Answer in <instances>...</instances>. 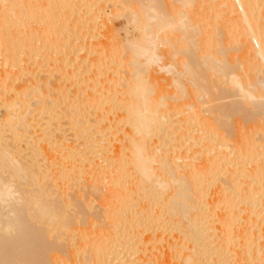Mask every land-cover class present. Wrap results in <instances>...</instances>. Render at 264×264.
I'll return each instance as SVG.
<instances>
[{"label":"bare ground","instance_id":"bare-ground-1","mask_svg":"<svg viewBox=\"0 0 264 264\" xmlns=\"http://www.w3.org/2000/svg\"><path fill=\"white\" fill-rule=\"evenodd\" d=\"M73 1L5 0V2L0 3V52L3 51L4 53L3 56L1 55L2 53L0 54L2 56L0 62L6 63V65L9 63L8 66L10 64L18 66L19 64L17 65V63L24 61L26 66L27 62L29 64L25 72L21 71L27 75L26 79H23L27 84L23 82L25 88L22 87V83L19 86L20 89H25V92L22 93L23 91L18 89L22 91V94H25H21L20 98L21 102L24 103L25 101V107L21 102L14 101L18 105L12 104L11 101L13 100L9 98L10 95L7 96L11 99L10 102L7 99L9 103H6L5 100L3 101L4 103L0 102V105L3 103L4 106L9 108L4 107L9 110L6 113L4 112L7 110L3 108V105L1 106L3 110L0 109L2 110L0 112L5 110L0 113L2 114L0 115V149H11L14 151L39 184V186L25 185L22 190L28 195L40 191L52 194L46 203L59 216L54 217L48 225L46 220H41L39 215L32 212L27 206L15 207L14 211L18 226L11 235L0 234V264H264V135L260 136V134L259 136L262 139L259 137L257 142L255 139V141H252L250 138L258 130H262L264 133V116L261 117L258 114L259 117L249 113L250 110V112L256 110L255 107L257 109H259L258 106L264 108V103L250 107L239 98V93L241 96L247 94L245 84L249 77H253L251 75V73L255 72L251 71L253 66L237 65L236 69L239 70L240 67L241 73L226 78V85L224 86V88L227 87L225 88L226 91L221 86L218 88L216 81H211L212 84L209 85L212 86L208 85L210 103H215V101L222 100L225 97L237 96L239 99L234 98V100L236 99V102L234 101L235 104L228 103L230 106L222 105V102L221 105L209 104L205 111L207 112L206 119H202L201 116L194 113L195 111L191 113L192 115H189L190 119L193 118L194 120H189L187 117H183L185 118L184 120H179L181 116L177 118L180 121H177V123L181 124L177 125L176 123V125L171 126L169 123L162 130L159 139L156 141V146L164 151L167 161L177 165L176 171L184 175L190 185L191 199L186 203V208L181 209L172 202L171 197L161 198L153 193L149 187L140 181L127 162L125 154V137L127 133L122 124V105L125 102L126 90L124 88V91H122V93L124 92L122 98L115 95L117 91L115 93L111 92V88L119 84L118 80L120 79L118 78L117 81H114L115 78L110 80L108 78L113 76L108 77L105 75L106 78L108 77V83L107 85L105 84L107 87L100 85L104 91L99 88L101 90L100 93H98L99 90L97 89L98 92L96 94L95 92L91 93L92 97L90 98L88 96L89 93L83 92V95L86 94L88 96L87 100L86 96L84 95V98L81 94V87L83 86L77 88L81 97L76 95L77 93L73 94L75 89L73 92H69L71 94H66L67 91L65 90L64 92L63 90L66 88H60L63 82L62 73L65 74L67 70V73H70V68L67 69L66 66L68 65L66 64L74 62L72 55L69 56L72 44L69 43V40H66L67 38L64 34L71 33L70 31L74 29L75 23L79 22L80 24L81 21H84H79L71 16L73 11L76 10L72 9ZM78 1L82 2L81 7L83 6L88 10L91 9L90 2L93 0ZM237 1H239L240 5L236 4L235 7L237 6L238 8L241 3L240 0ZM243 2V7H240L242 18L239 17L240 12L235 9L236 13H238V15H234L236 17L235 21L231 17V20L227 19L229 22L226 21L227 23L234 22L233 24L231 22L232 27L228 24V30L225 29V31V27H223L224 31L219 30L222 37L215 33L216 30L213 34H208L207 31L210 32L209 28L207 29L204 26L206 29H202L199 26V33L205 32L200 36L199 42L202 46L201 48L206 49L209 45H215L212 40L217 35L218 38L215 40L219 42H216V45H221L220 51L228 55V51L225 48L226 41L228 39L232 40L233 36L231 38V35L234 34L232 30L237 29L236 20L239 23L237 19L239 17V20L244 21H240V23L246 26L241 31L243 36L248 35L250 40L256 44V47H253L255 44L253 43L254 45H252L250 43L252 45L251 48L253 47L250 49H255L254 53H257V56L255 54H252V56L260 57V62L264 66V48L262 46L264 41L261 42L262 37H259L261 34L259 32L264 30V23L262 27L259 26L262 29L257 30V25H262V23H258L260 22L259 20L262 19L264 21L263 13L258 10V5H256L258 1ZM250 12H255L256 15L260 12L259 16L261 19L258 16V20L254 16L255 13L251 15L253 13ZM77 16L75 15L74 17ZM79 17L80 15L77 18ZM83 23L81 24L84 25ZM213 23L212 25L215 26ZM32 24H35V27ZM244 25L241 26L244 27ZM66 30L69 31L67 32ZM237 31V36L240 37L239 28ZM61 32L62 34L64 32V34L62 35ZM206 33L207 35H205ZM211 34H215L214 37ZM229 35L230 37H227ZM234 35L237 38L236 33ZM220 37L221 39H219ZM259 38L261 39L259 40ZM82 48L84 47L82 46ZM87 51L90 52L89 48ZM107 52L110 51L107 50ZM251 52L253 53V51ZM111 55L113 54L111 53ZM186 55L194 67H200L199 56L195 51H190ZM68 56L72 57L73 60L69 59ZM37 57L40 58L37 59ZM93 59L90 61L95 63L97 70H93L94 68L90 70L97 72L98 67L101 68V64L104 63L100 62L102 59L98 60L96 58L97 60L94 59V61ZM48 61L59 63L58 69L59 67L67 69H64V72L60 68L61 74L57 72L60 74L62 81L61 79L56 80H60L61 83L57 84V81L55 83L49 82L48 79L43 78V75L40 78L38 77L39 73L37 74L38 76H35V71H40L46 64L49 65ZM54 63L52 64L55 66L53 69L57 71L55 69L57 66ZM89 63H86L88 69L84 65L85 70L87 69L86 71L89 70V66L94 65V63L92 65ZM77 65L79 66V64ZM230 66L229 63V72L238 71L233 70ZM77 67L75 69L71 67L72 69L70 70L74 71L73 73L71 72L72 74H68L69 76L65 74L69 79L76 82L80 81V79L74 80L77 76L76 73H79L76 71ZM47 69L49 68L47 67ZM16 70L20 74L18 71L22 69ZM78 70L86 72L83 68ZM48 71L51 70L49 69ZM75 71L76 73H74ZM13 72L15 75V71ZM118 72L120 73V71ZM80 73L78 78L81 77ZM101 73L104 74L101 70L98 76ZM201 74L207 79L206 74L203 72ZM68 77H64V80ZM91 77L90 79L94 83L99 82L94 73ZM88 78L89 76L87 81L82 79L84 80L82 82L89 83ZM106 78H104L105 82ZM91 81L90 83H92ZM76 82L75 84L73 82L74 86H78ZM50 83H52V86ZM220 83L224 84L222 81L217 84ZM62 86L64 87V84ZM4 87L7 86L5 85ZM89 87L94 86L91 85ZM212 87L213 90L216 89L217 93L211 90ZM11 88L15 92L17 87L13 89L11 86ZM94 89L96 91V86ZM228 91L229 93H227ZM16 94L17 92L14 94L17 97L20 92ZM4 95H6V92ZM0 97H2V94ZM0 99L2 101L3 98ZM89 99H92L93 102H89ZM65 100H67V103L65 107H62V111L60 110L61 108L59 109L61 107L59 105H62ZM85 102L92 104L82 106ZM191 102L194 103L193 101ZM19 103L23 107L21 111L18 109L19 105H21ZM15 105L18 107L15 108ZM32 106L34 107L30 108ZM243 107L247 108V110L248 108L252 109L244 111ZM237 108L248 112L247 114L245 113L246 118L250 114L248 118L250 121L248 122V119H245L247 123L244 131H237L239 127L237 123L240 121L237 118H244L245 115H239L236 119L233 117L230 124L229 116L234 115L232 111H237ZM114 109H118L120 113L116 111L118 113L116 115L115 111H113ZM243 111L238 110V112ZM62 114H64V118L68 119V125L64 129L63 125L66 122H63ZM178 115L175 116L178 117ZM236 115L238 114L236 113ZM87 116L93 117L92 120H89L91 117L88 119ZM176 117L172 118L173 120L175 119L174 122L177 120ZM229 130L232 131V133H228L229 136L234 134L232 136L235 139L231 142L234 147L232 149L229 148L231 150L224 151L222 149H226L230 145L228 146L227 144L225 147V141L220 134ZM6 131L11 133V137L8 136L9 134ZM4 132H6V136L3 135ZM66 133L70 134H68L69 137L66 136ZM18 136L21 139H18ZM20 140L24 142V148L20 146ZM225 140L227 142L226 138ZM228 142L230 141L228 140ZM2 171L3 169H0V172ZM225 171L229 173L225 175ZM223 174L225 178H223ZM245 178L247 181L244 180L245 186L242 188L243 185L241 186L242 183L240 181ZM218 181L221 185L216 184L214 191L212 187ZM84 185L87 186V190L97 192V194L104 189V194L102 191L103 195L101 194V197L96 195L100 197L99 200H101L100 202L103 205V212H101L102 210L100 211L103 219L98 217L100 219L99 223L97 219L94 222L91 216L90 218L85 216L87 213L84 211L83 204L85 202L82 199V193L79 192V190L86 187ZM72 187L75 188L76 194L71 192L72 189L70 190V188ZM69 190L70 193L68 194ZM91 191L88 192L90 193ZM211 192L217 194L209 197ZM71 193H74V195ZM67 194L69 196L73 195L72 200L70 199L71 197H67ZM76 195L77 197L75 198L74 196ZM83 197H85L84 193ZM88 197L90 196L88 195ZM91 206L89 207L91 208ZM87 207L85 204V209H88ZM216 209H219L220 212ZM91 212H88L89 215H91ZM78 219L80 224L82 221V227L80 225L78 227L79 223L76 224ZM214 220L219 222L218 226L214 224Z\"/></svg>","mask_w":264,"mask_h":264},{"label":"clouds","instance_id":"clouds-1","mask_svg":"<svg viewBox=\"0 0 264 264\" xmlns=\"http://www.w3.org/2000/svg\"><path fill=\"white\" fill-rule=\"evenodd\" d=\"M195 5L196 0H173L169 10L165 0H124L122 11L111 18L113 22L124 21L117 35L126 69L122 124L127 133V162L153 193L161 198L171 197L181 209L191 199L190 185L176 171L177 165L168 162L164 151L156 146L173 115L170 101L179 104L194 99V103L185 105L184 111L190 113L200 105L204 112L210 104L209 82L226 83L227 77L241 71L240 67L238 72L228 71L229 56L220 51L221 45L201 48L199 29L192 18ZM190 51L198 54L199 68L189 62L186 54ZM153 73L168 79L171 95L158 91L152 80ZM245 87L247 94L239 93L243 103L249 106L264 103V66L257 69L254 78L249 77ZM0 169H3L0 172V234L15 232L18 222L14 208L21 205L38 214L48 225L54 217H59L46 203L52 194L40 191L28 195L22 190L25 185L39 184L11 149H0Z\"/></svg>","mask_w":264,"mask_h":264},{"label":"rangeland","instance_id":"rangeland-1","mask_svg":"<svg viewBox=\"0 0 264 264\" xmlns=\"http://www.w3.org/2000/svg\"><path fill=\"white\" fill-rule=\"evenodd\" d=\"M5 2V0H0V3L1 2ZM44 1H46V0H44ZM91 1V0H90ZM120 0H93V1H91L90 3H91V9H86L85 7H81V3H80V1H78L77 2V0H74L73 1V3H72V6H73V10L74 9H76L75 11H73V14L71 15L73 18H75V19H78L79 21L80 20H84L83 22L81 21V23H83L84 25H82L81 23L79 24V22L78 23H75V20H74V23H75V27H74V29H72V31L74 30V32H76V33H74V32H72V31H70L71 33H69V34H67V33H65L64 34V32H63V34L65 35V37L67 38L66 40L68 41L69 40V43H71L72 44V46H71V49L69 50V56L70 55H72V57L74 58V62L72 61V63H74V64H72L71 62H70V64L68 63V64H66V65H68V66H66V68L67 69H72L71 67H75V65H76V67L78 66L77 64H79V66L77 67V69H76V71H78L79 73L82 71V70H78V69H82L83 68V70H85V68L87 67V69H88V63L89 64H93L92 63V61H90L91 59H98V58H100V57H102V58H100V59H102L100 62H102V63H104V64H101V68H103V69H101L100 67H98L99 69H98V71H99V73L101 72V70H102V72L104 73V74H100L99 76H98V71L96 72H94L93 70H97V68H96V66H95V63H94V65H92V66H89V72L88 71H86V72H84V71H82L81 73H80V75H81V77L80 78H78V74L79 73H76V71L74 72V73H76L77 74V76H76V78L74 79V77H73V79L74 80H78V79H80V81L78 80V82H76V81H73V80H71V79H69V75L68 74H72L73 73V71L74 70H70L69 69V71H70V73L68 72L67 73V69L63 66V65H60V66H63L64 67V69L65 70H67L66 72H65V70L63 69V68H61V67H59V69H58V66H59V63L58 64H56V63H54V65L56 64V70L57 71H54V69H53V67H55V66H53L52 64V61H48V63H49V65L48 64H46L45 65V67L44 68H41V70L40 71H35V76H38V77H40V78H42V75L44 76L43 78L44 79H48L49 80V82L51 81L52 83H55L57 80L56 79H61V81H62V78H60V74H61V70H60V68L61 69H63V71L65 72V74H67L68 76H65V74L64 73H62L63 74V82H62V85L64 84V87L61 85L60 86V88H66V89H63L64 90V92H65V90L67 91V93L66 94H68L69 92H73V90H74V92H73V94L75 95L76 93V95H79L78 93H79V89H77V88H79V87H81V86H83V87H85V88H83V87H81L82 89H81V91H82V96L85 98V96H86V100L88 99V96H89V98L90 97H92V94L95 92V94L98 92L97 91V89L99 90V92L98 93H100V91L101 90H103L104 91V89H103V87L101 88L100 87V85L101 86H106L107 85V78L109 77V76H113L112 78H108V79H112V80H114V78H115V80L114 81H117L118 80V78L120 79V80H118V83L119 84H117V85H114L115 87H113V88H111L112 89V91H111V89H110V91L111 92H116L115 93V95L118 97V96H121V98H122V96H124L123 95V93H122V91H124V87H123V80L126 78L125 77V71H126V69H125V62L121 59V56H122V48H121V41H120V38H119V36L117 35V30L119 29V28H121L122 26H123V23H124V21H118V22H113L112 21V17H114L115 15H117L120 11H122V9H123V5H124V0H121L120 2H119ZM199 3H198V2ZM211 1V2H210ZM226 1V2H225ZM243 1H245V2H249L250 0H243ZM243 1H241L240 0V3H241V6L243 5ZM255 2H257V4L256 5H258V10H260V12L261 13H263L262 14V16L264 17V0H254ZM260 1V2H259ZM75 2V3H74ZM239 1H237V0H229V1H227V0H196V5H195V10L193 9V11H192V18H193V22H196V25H197V27H198V29H199V26L200 27H202V29L204 28V26L205 27H207V29L209 28V31L210 32H208L207 31V33L209 34V33H212L213 34V32H215V30H216V32L215 33H218V35H220L221 36V33H220V31L219 30H221V31H224L225 29L226 30H228V27H229V25L228 24H230V26H231V22L230 23H227L226 21H228L227 19H229V20H233V18H234V21H235V19H236V15H238V13H236V10H238L237 12H240L241 11V6L239 7L238 6V8H237V6L235 7V5L236 4H239L238 3ZM45 4H46V2H44ZM101 3V4H100ZM210 3V4H209ZM223 3V4H222ZM234 3V5H232ZM44 4V5H45ZM76 4V5H75ZM79 5V7L77 8V6ZM99 4V5H98ZM165 4L167 5V7H168V9L169 10H172V7H173V0L171 1H169V0H165ZM226 4V5H225ZM260 4V5H259ZM75 5V6H74ZM200 5V6H199ZM209 5H211V7H209ZM213 5H215V6H213ZM227 5H229V6H227ZM240 5V4H239ZM246 5V4H245ZM244 5V6H245ZM1 6V5H0ZM95 6V7H94ZM102 7V8H100V7ZM208 6V7H207ZM232 6V7H231ZM199 7V8H198ZM201 7V8H200ZM243 7V6H242ZM257 7V6H256ZM96 8H99V9H96ZM205 8V9H204ZM262 9V11H261V9ZM201 9V10H200ZM207 9H208V11H207ZM233 11H232V10ZM236 9V10H235ZM98 10H101V11H98ZM110 10V11H109ZM200 10V11H199ZM224 10V11H223ZM229 10V11H228ZM235 10V11H234ZM222 12V13H221ZM256 12H257V9H256ZM260 12H258V15H256V13H255V15H254V13L253 12H250V13H253V14H251V15H254L255 17H257V19L259 20V18H260V16H259V13ZM75 13H77V14H75ZM96 13V14H95ZM209 13V14H208ZM215 13V14H214ZM77 16H79L80 15V17L79 18H77V17H74L75 15ZM219 14V15H218ZM240 15H239V17L240 18H242V16H241V12L239 13ZM203 15V16H202ZM207 15H208V17H210V16H212L211 18H208L207 17ZM210 15V16H209ZM235 15V16H234ZM261 15V14H260ZM70 16V17H71ZM90 16V17H89ZM215 16V17H214ZM225 16H227V17H225ZM258 16H259V18H258ZM261 16V17H262ZM71 17V18H72ZM106 17V18H105ZM230 17H231V19H230ZM238 17V16H237ZM237 18L238 19V21H239V23H240V21L241 22H244V21H242V20H239L240 18ZM226 18V19H225ZM93 19V20H92ZM202 19V20H201ZM211 20V19H213V20H211V21H208V20ZM261 19V18H260ZM222 20V21H221ZM104 21V22H103ZM206 21H208L209 22V24H211V25H209V24H207L208 22H206ZM260 22H258L257 20H256V23L258 22L259 24H261L262 23V25H257V30H259V29H262L261 27L263 26V23H264V21L261 19V20H259ZM261 21H263V22H261ZM103 22V23H102ZM214 22V23H213ZM229 22V21H228ZM212 23L213 24H215V26L214 25H212ZM227 23V24H226ZM234 22H232V24H233ZM239 23H237V20H236V26H238L237 27V29L239 28V31H240V37L239 36H237V33H238V31H237V29L235 30V29H233L232 31H233V33L235 34L236 33V37L237 38H235L234 36V34L233 35H231V38H232V36H233V38H232V40L231 39H228L226 42V50L228 51V56L229 55H231V56H229V60H230V67H232V69L234 70H238V69H236L237 68V65H242V64H245V66H248V65H252L253 66V68H251V71H255L254 73H251V71H250V73H251V75H253V77L255 76V73H256V71H257V69L259 68V67H261V63L262 62H260L261 61V59H259L258 57H254V55L252 56V54H255L254 53V51H255V49L254 50H251L253 47H256V44H255V42L254 41H252V40H250V38L248 37V35L247 36H243V34H242V30H243V28L245 29V25L242 23H240L242 26L244 25V27H242ZM257 23V24H258ZM107 24H109V25H107ZM203 24V25H202ZM226 24V25H225ZM33 25V24H32ZM35 25V24H34ZM33 25V27H35ZM104 25V26H103ZM242 27V29H241V27ZM110 26V27H109ZM212 26V27H211ZM259 26H261V27H259ZM77 27V28H76ZM223 27H225L224 28V30H223ZM232 27V26H231ZM106 28V29H105ZM113 28V29H112ZM213 28V29H212ZM215 28V29H214ZM80 29V30H79ZM110 29H111V31H110ZM201 29V28H200ZM204 29H206V28H204ZM241 29V30H240ZM263 29H264V26H263ZM76 30V31H75ZM212 30H214V31H212ZM225 30V31H226ZM67 31V30H66ZM69 31V30H68ZM67 31V32H68ZM79 31V32H78ZM219 31V32H218ZM235 31V32H234ZM237 31V32H236ZM263 31L264 30H261L259 33H261V34H263ZM107 32V33H106ZM203 33H205V32H200V35H199V39L201 38L200 36H202L203 35ZM207 33L205 34V35H207ZM220 33V34H219ZM244 33V32H243ZM61 34H62V32H61ZM62 34V35H63ZM67 34V35H66ZM211 34V35H212ZM238 34V35H239ZM259 35V37L261 36L262 37V39L261 38H259V40L262 42V41H264V34L263 35ZM69 35V36H68ZM71 35V36H70ZM79 35V36H78ZM108 35V36H107ZM215 35V34H214ZM214 35H212L213 37H214ZM241 35H242V37H241ZM81 36V37H80ZM226 36V35H225ZM68 37H70V38H68ZM104 37V38H103ZM210 37V36H209ZM212 37V38H213ZM222 37V36H221ZM221 37L219 38V39H221ZM227 37H230V35L229 36H227ZM239 37V38H238ZM244 37V38H243ZM216 38H218V36L216 35L214 38H213V40H212V42L213 43H215V45H216V42H219V41H217V40H215ZM243 38V39H242ZM71 39V40H70ZM106 39V40H105ZM116 39V40H115ZM218 39V40H219ZM236 39V40H235ZM238 39V40H237ZM73 40V41H72ZM75 40V41H74ZM119 40V41H118ZM230 40V41H229ZM246 41V42H245ZM252 41V42H251ZM243 42H245V43H243ZM243 45H242V44ZM251 43L252 45H254L255 44V46H253L252 48H251V44L249 45V44ZM254 43V44H253ZM98 44V45H97ZM84 47V48H82V46ZM86 45V46H85ZM105 46V47H104ZM110 46V47H109ZM216 46H219V45H216ZM245 46V47H244ZM246 46H248V47H246ZM263 46V48H264V45H262ZM104 47V48H103ZM109 47V48H108ZM202 47V46H201ZM88 48H89V51L90 52H88L87 50H88ZM111 48V49H110ZM249 48V49H248ZM251 48V49H250ZM100 49V50H99ZM72 50H74V51H72ZM106 50V51H105ZM107 50L108 51H110V52H107ZM112 50V51H111ZM232 50V51H231ZM246 50V51H245ZM249 50V51H248ZM253 51V53L251 52V51ZM93 51V52H92ZM100 51H101V53H100ZM227 51H225V52H227ZM88 54H87V53ZM2 53V54H1ZM111 53L113 54V55H111ZM241 53V54H240ZM250 53V54H249ZM0 54L3 56V51L2 52H0ZM93 54V55H92ZM97 56H96V55ZM99 54V55H98ZM101 54V55H100ZM104 56H103V55ZM257 54V53H256ZM255 54V56H257ZM0 55V59L2 60V56ZM73 55H75V56H73ZM106 55H107V57H106ZM237 55H239V56H237ZM251 57H250V56ZM68 56V57H69ZM94 56V57H93ZM98 56H100V57H98ZM112 56V57H111ZM117 56V57H116ZM72 57H69V59L71 58L72 60H73V58ZM246 57V58H245ZM253 57V58H252ZM38 58H40V57H37V59ZM84 58V59H83ZM89 58V59H88ZM107 58H108V60H107ZM240 58V59H239ZM243 58V59H242ZM255 58V59H254ZM81 59V60H80ZM94 59H93V61H94ZM96 59V60H97ZM100 59H98V60H100ZM113 59V60H112ZM249 59V60H248ZM257 59H259L258 61H257ZM0 60V61H1ZM77 60V61H76ZM80 60V61H79ZM116 60V61H115ZM251 60H252V62H251ZM87 61H89V62H87ZM105 61V62H104ZM238 61V62H237ZM25 62V61H24ZM24 62H22V63H17V65L18 66H20V67H18V66H16V64L14 65L13 64V66H12V64H10L9 66H8V64L6 65V63H1L0 62V96H1V94H2V97H0V98H3L2 99V101H0V102H3L4 100H5V102L6 103H9L10 101H11V99H9V98H12V100L13 101H11V103L12 104H17L18 105V103H14V101L15 102H21L20 100V98H21V94L22 93H24L25 91V89L23 90L22 88L20 89V87L19 86H21V83H22V87L23 88H25V86H23L24 84H26V82L24 81L26 78L25 77H27V75H25L23 72H25V70H26V67L27 66H29V64H28V62H27V66H26V64L24 63ZM76 62H77V64H76ZM84 62V63H83ZM97 62H99V61H97ZM241 62V63H240ZM249 62H251V63H249ZM260 62V63H259ZM87 63V64H86ZM240 63V64H239ZM248 63V64H247ZM5 64V65H4ZM25 64V65H24ZM51 64V65H50ZM117 64V65H116ZM257 64H258V66H257ZM24 65V66H23ZM48 65V66H47ZM71 65H73V66H71ZM84 65H85V68H84ZM87 65V66H86ZM255 65V66H254ZM16 66V67H15ZM25 67L24 69H23V67ZM34 67H35V65H33ZM32 66V67H33ZM51 66V67H50ZM82 66V67H81ZM93 66H95V67H93ZM124 66V67H123ZM263 66V65H262ZM18 67V68H17ZM47 67L51 70V71H48L49 69H47ZM75 67V68H76ZM74 68V69H75ZM91 68H94L93 70H90ZM96 68V69H95ZM105 68H106V70H105ZM116 68V69H115ZM119 68V69H118ZM16 69H22V70H19L18 72H20V74L19 73H17V70ZM47 69V71H45ZM52 69H53V71H52ZM252 69H254V70H252ZM10 70H11V72H10ZM15 71V75L13 74L14 72L13 71ZM42 70H44V71H42ZM60 70V71H59ZM120 71V73L118 72V71ZM2 71V72H1ZM21 71H23V72H21ZM62 71V72H63ZM239 71V70H238ZM237 71V72H238ZM13 72V73H12ZM57 72H59V73H57ZM72 72V73H71ZM91 72H93L94 73V75H95V77L97 78V80H99V82L98 83H94L93 82V80L92 79H90V78H92L91 77V75H93V73H91ZM111 72V73H110ZM7 75H6V74ZM19 74V75H17V74ZM39 73V74H38ZM51 73V74H50ZM83 73H85V74H83ZM90 73V74H89ZM239 73H241V72H239ZM24 75L23 77H22V75ZM38 74V75H37ZM83 74V75H82ZM87 74V75H86ZM248 74H249V72H248ZM2 75V76H1ZM55 76V78H54V76ZM79 75V76H80ZM85 75V76H84ZM103 75V76H102ZM108 76L107 78H106V76ZM117 75V76H116ZM118 75H119V77H118ZM11 76V77H10ZM16 76V77H15ZM49 76H50V78H49ZM52 76H53V78H52ZM62 76V75H61ZM82 76H83V78H82ZM89 76V78H88V82L89 83H87V82H85V83H83L84 82V80H82V79H86L85 81H87V77ZM2 77V78H1ZM19 77V78H18ZM47 77V78H46ZM58 77V78H57ZM64 77L66 78V77H68L66 80H64ZM85 77V78H84ZM163 76H160L159 74H156V73H153L152 74V79H153V82H154V84L157 86V89H158V91L161 93V94H163L164 92V94H168V95H171V93H170V91H169V81H168V79L166 78V77H163ZM16 78H17V80H16ZM25 78V79H24ZM70 78H72V77H70ZM95 78V79H96ZM99 78V79H98ZM104 78H106L105 80H106V82L104 81ZM24 79V80H23ZM39 79V78H38ZM53 79V80H52ZM103 79V80H102ZM122 79V80H121ZM14 80V81H13ZM23 80V81H22ZM55 80V81H54ZM92 82V83H94V84H92V83H90V81ZM102 82H101V81ZM83 81V82H82ZM122 83H121V82ZM168 81V82H167ZM23 82H25L24 84H23ZM73 82H74V84H75V82H76V84H78V86L77 85H73ZM105 82V83H104ZM221 82V81H220ZM223 82V81H222ZM8 83V84H7ZM52 83H50V85L52 86ZM59 83H61L60 82V80H58L57 81V84H59ZM68 83V84H67ZM72 83V84H71ZM216 83V86H218V88L221 86L222 88H223V90L225 89V88H227V87H225L224 88V86L226 85V83L224 82V84H217L218 82H215ZM214 83V84H215ZM49 84V83H48ZM69 84H70V86H69ZM96 86V91H95V89H94V87H89V86ZM106 84V85H105ZM159 84V85H158ZM209 84H212L211 83V81H210V83ZM208 84V85H209ZM7 86V87H4V86ZM13 87V89H15L16 87V91L15 92H17V94L20 92V94H16L17 95V97L14 95L15 94V92L12 90V88H11V86ZM27 85V84H26ZM73 85V86H72ZM87 85H89V86H87ZM120 85V86H119ZM54 86V85H53ZM122 86V87H121ZM168 86V88H166ZM209 86H212V85H209ZM3 87V88H2ZM8 87H9V89H8ZM15 87V88H14ZM76 87V88H75ZM107 87V86H106ZM105 87V88H106ZM4 88H6V89H4ZM10 88H11V90H10ZM91 88H93L94 89V91H93V89H91ZM101 90H100V89ZM8 89V91H6ZM22 90V91H19V90ZM71 89H72V91H71ZM77 89V90H76ZM84 89V90H83ZM113 89H114V91H113ZM117 89V90H116ZM123 89V90H122ZM211 89V88H210ZM209 89V90H210ZM215 89V88H214ZM221 89V88H220ZM229 89H230V87H229ZM3 90H5V91H3ZM89 90H90V92H89ZM211 90H213V87H212V89ZM210 90V91H211ZM217 90H219V89H217ZM222 90V89H221ZM222 90V91H223ZM19 91V92H18ZM77 91V92H76ZM80 91V92H81ZM93 91V92H92ZM107 91H108V89H107ZM215 93H217V91H216V89L215 90H213ZM225 91H226V89H225ZM230 91V90H229ZM229 91L227 92V93H229ZM232 91V90H231ZM2 92V93H1ZM5 92H6V95H4L5 94ZM22 92V93H21ZM83 92H87V93H89L88 94V96L86 95V94H84L83 95ZM214 92H212V93H214ZM219 92V91H218ZM4 93V94H3ZM14 93V94H13ZM92 93V94H91ZM120 93V94H119ZM69 94H71V93H69ZM94 94V95H95ZM119 94V95H118ZM10 95V96H9ZM22 95H25V94H22ZM7 96H9V98L7 97ZM80 96V95H79ZM13 97H15L14 99H13ZM18 97H19V101H18ZM26 97V96H25ZM24 97V98H25ZM81 97V96H80ZM238 98L237 96H232V97H229V98H227V97H225L224 99H222V100H217V101H215V103H210V105L212 104V105H221V102H222V105H228V106H230L228 103H232V104H235L234 103V101L236 100H234V98ZM6 98V99H5ZM72 98V97H71ZM70 98V99H71ZM7 99H8V101H7ZM16 99H17V101H16ZM22 99H23V97H22ZM70 99H68V100H70ZM93 99V98H92ZM92 99L90 100L89 99V102L90 101H92ZM227 99V100H226ZM233 99V100H232ZM239 99V98H238ZM1 100V99H0ZM188 101H190V100H188ZM188 101H182L181 103H182V105L185 107V104H190V103H192L191 101H193L194 102V99L193 100H191L189 103H187ZM220 101V102H219ZM233 101V102H232ZM89 102H85V103H83V105L82 106H84L85 104H92V103H89ZM93 102V101H92ZM185 102V103H184ZM225 102V103H224ZM236 102V101H235ZM4 103V102H3ZM3 103H1V105H0V109H2L3 110V108L4 107H6V106H4V104ZM22 104H23V106L25 105V101H24V103L23 102H21ZM21 103H19V104H21ZM66 103H67V100H65V101H63L62 102V105L60 104L59 106H61V107H59V109L60 110H62L63 108L62 107H65V105H66ZM181 103H179V104H176V103H172L171 101H170V110L172 111V113H173V115H172V118H174V117H176L178 114V117H176V119L177 118H180L181 116V118L179 119V120H184L185 118H183V117H187V118H189V120H194L193 118L192 119H190V116L189 115H192L191 113H193L194 111V113H197L198 114V116H201L202 117V119H206L205 117L207 116V112H205L206 111V109H204V112L201 110V106L200 105H196V107L193 109V111L192 112H190L189 114H187L188 112H185L184 110H183V106L181 105ZM22 104L21 105H19V110L21 111L22 110ZM118 104H120L119 102H118ZM117 104V105H118ZM3 105V108L1 107ZM177 105H179L178 107H177ZM87 106V105H86ZM182 108H181V107ZM16 107H18V106H16L15 105V108ZM25 107V106H24ZM29 107V106H28ZM34 106H32V107H30V108H33ZM251 107V106H250ZM259 107V109H257V107H255V109L257 110H252V112H250L249 111V109H252V108H248V110H247V108H242L244 111L246 110V111H249V113H251V114H253V115H260L261 117H263L264 116V108L263 107H261V106H258ZM7 109H9L8 107H6ZM6 108H4V109H6ZM177 108V109H176ZM179 108V109H178ZM181 108V109H180ZM6 109V110H7ZM17 109V110H18ZM57 109V108H56ZM2 110H0V111H2ZM180 111V113H179V111ZM182 110V111H181ZM238 110L239 111H243V110H240L239 108H237V111L235 110V112L234 111H232V114H234V115H230L229 116V120H230V124H231V120H232V118L234 117L235 119L240 115H245L244 116V118H242V117H238L237 119H239L240 121H241V123H240V121H239V123H237L238 125H239V127H238V129H237V131L238 130H240V131H244L245 130V127H246V121H245V119H248L249 118V115H247V118H246V114L248 113V112H238ZM5 111V110H4ZM3 111V112H4ZM9 110H7V111H5L4 113H6V112H8ZM63 111V110H62ZM113 111H115V113H116V115H118V113L117 112H119L118 111V109H114ZM117 111V112H116ZM185 113H184V112ZM259 111V112H258ZM3 112H0V113H3ZM176 112V113H175ZM184 114H183V113ZM115 113H113V115L115 114ZM120 113V112H119ZM202 113H203V115H202ZM236 113L238 114V115H236ZM246 113V114H245ZM0 115H2V114H0ZM64 114H62V120H63V122H66L64 125H63V129L64 128H66L67 127V125H68V119H66V118H64V116H63ZM112 115V116H113ZM116 115H114V116H116ZM176 115V116H175ZM258 115V116H259ZM92 116V115H91ZM91 116H87L88 117V119L91 117ZM232 116V117H231ZM252 116V115H251ZM259 116V117H260ZM66 117V116H65ZM200 117V118H201ZM231 117V118H230ZM92 118L93 117H91L89 120H92ZM171 118V121H170V124H171V126H174V124L176 125V123H177V121H179L178 119L176 120V122H174V120ZM186 118V119H187ZM241 118V119H240ZM243 119V120H242ZM62 120L60 119V123L62 124ZM65 120V121H64ZM67 120V121H66ZM88 120V121H89ZM252 120V119H251ZM243 121V122H242ZM245 121V122H244ZM248 122L250 121V119H248L247 120ZM172 122H173V124H172ZM180 122V121H179ZM191 122H194V121H191ZM243 123V124H242ZM178 124H181V123H177V125ZM243 125V126H242ZM66 126V127H65ZM232 129H233V127H232ZM66 130V129H65ZM10 131V130H9ZM67 131V130H66ZM65 131V132H66ZM69 131V130H68ZM67 131V132H68ZM7 132V131H6ZM6 132H4L3 133V135L4 136H6L5 135V133ZM70 132V131H69ZM232 133V131L231 130H229L228 132H222L221 134H220V136L224 139V141H225V147H226V145L228 144V148L226 147V149H222V147H221V149L222 150H228L229 148H233L234 146H232L231 144H233V143H231V142H233V140L235 139H233V136L232 135H234V134H232V135H230L229 136V134L230 133ZM262 132V133H261ZM226 133V134H225ZM229 133V134H228ZM257 133V134H256ZM7 134H9L8 136H10L11 137V133H8L7 132ZM67 135V137H69L68 136V134L69 133H66ZM250 134V133H249ZM261 134V135H260ZM70 135V134H69ZM225 135V136H224ZM263 136L264 135V133H263V131L262 130H258V131H256L255 132V135L253 134V135H251L252 137H250L251 138V140L252 141H255L256 140V142L257 141H259V137L260 136ZM256 138H255V137ZM231 137V138H230ZM225 138L227 139V142H226V140H225ZM261 138V137H260ZM18 139H21V138H19V136H18ZM255 139V140H254ZM262 139V138H261ZM228 140L230 141V142H228ZM19 144H20V146L22 147V148H24V146H25V144H24V142L23 141H19ZM234 145V144H233ZM224 147V146H223ZM231 149H229V150H231ZM200 156V155H199ZM229 172H224V174L225 175H227ZM223 174V175H224ZM225 175H224V177L223 178H225ZM242 178H244V177H242ZM241 179V178H240ZM239 179V180H240ZM244 180L245 181H247L246 180V178L245 179H243V180H241L240 182L242 183L241 184V186H242V188L245 186V182H244ZM217 182V181H216ZM214 183V185H213V187H212V189L215 191V188L214 187H216V184L217 185H221V183L218 181V183ZM244 182V183H243ZM86 183V182H85ZM84 184V183H83ZM223 185V184H222ZM86 185H84V187H85ZM217 187H219V186H217ZM240 187V186H239ZM101 188H103V187H101ZM101 188H100V190H101ZM241 188V187H240ZM72 189V190H71ZM84 189H86V190H84ZM82 188L81 190H79V192H81L82 193V199L84 200V211H85V213H86V215L85 216H88L87 218H90V216L92 217V219L94 220V222L95 221H97L98 223H99V221H100V217H101V219H103V217H102V215L100 214L101 212H103V210H102V202H100L101 200H99L100 199V197H101V194H102V191L104 190V189H102L101 191H100V193H98L97 194V192L95 193V192H93V191H91V190H87V186L85 187V188ZM70 190H71V192H74L75 194H76V190H75V188L74 187H72V188H70ZM70 190H69V192H68V194L70 193ZM88 191H91L90 193L88 192ZM86 192V193H85ZM88 192V193H87ZM93 192V193H92ZM74 193H71V194H73L74 195ZM83 193H84V196L86 197V200H85V197H83ZM95 193V194H94ZM67 194V197H71L70 199L72 200V196L73 195H71V196H69ZM103 194H104V191H103ZM102 194V195H103ZM211 194V195H210ZM209 194V197L210 196H213V195H215V194H217V193H215V194H213L212 192ZM87 195V196H86ZM88 195L91 197H88ZM91 195H93V196H91ZM96 195H100V197H97ZM217 196V195H216ZM215 196V197H216ZM75 198L77 197V195L76 196H74ZM96 197V198H95ZM75 198H74V200H75ZM95 198V199H94ZM92 199V200H91ZM73 200V201H74ZM89 200V201H88ZM91 200V201H90ZM95 200V201H94ZM86 201H88V202H86ZM89 203V204H88ZM85 204H86V207L89 205H92L91 206V208L88 206L87 208L88 209H85ZM94 206V207H93ZM93 207V208H92ZM102 210V211H101ZM216 210H218L219 212H220V210L219 209H216ZM91 212V215H89V213L88 212ZM101 211V212H100ZM218 212V213H219ZM94 215V216H93ZM101 215V216H100ZM95 216H96V218H95ZM99 217V218H98ZM97 219V220H96ZM79 219L76 221V224H78L79 222ZM102 221V220H101ZM81 224H83L82 223V221H81ZM81 224L79 223L78 224V227H80L81 226ZM214 224L216 225V226H218V224H219V222H217V221H215L214 220ZM80 225V226H79ZM82 227V226H81ZM261 242V241H260Z\"/></svg>","mask_w":264,"mask_h":264}]
</instances>
